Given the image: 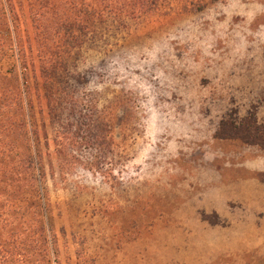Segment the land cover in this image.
Instances as JSON below:
<instances>
[{
  "label": "rangeland",
  "instance_id": "obj_1",
  "mask_svg": "<svg viewBox=\"0 0 264 264\" xmlns=\"http://www.w3.org/2000/svg\"><path fill=\"white\" fill-rule=\"evenodd\" d=\"M109 35L71 82L98 171L46 167L60 263L264 264V148L214 137L230 112L264 123V0H162ZM140 198L155 215L136 228Z\"/></svg>",
  "mask_w": 264,
  "mask_h": 264
},
{
  "label": "trees",
  "instance_id": "obj_2",
  "mask_svg": "<svg viewBox=\"0 0 264 264\" xmlns=\"http://www.w3.org/2000/svg\"><path fill=\"white\" fill-rule=\"evenodd\" d=\"M161 1L0 0V264H61L47 168L62 177L85 164L97 172L100 156L91 151L102 149L100 136L89 141L86 133L94 105L72 83L86 84L82 64L98 42L156 15ZM43 107L53 139L37 120ZM214 137L263 149L264 123L253 112H230ZM82 151L89 159H81ZM131 210L136 228L146 214L155 215L145 211L143 198Z\"/></svg>",
  "mask_w": 264,
  "mask_h": 264
}]
</instances>
